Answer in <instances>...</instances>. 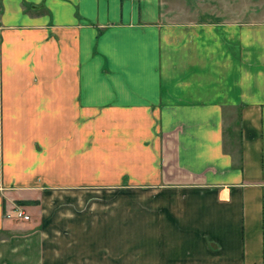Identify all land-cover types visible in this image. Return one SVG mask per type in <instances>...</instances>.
Segmentation results:
<instances>
[{"label": "crops", "instance_id": "1", "mask_svg": "<svg viewBox=\"0 0 264 264\" xmlns=\"http://www.w3.org/2000/svg\"><path fill=\"white\" fill-rule=\"evenodd\" d=\"M172 11L0 0V264H264V21Z\"/></svg>", "mask_w": 264, "mask_h": 264}, {"label": "rangeland", "instance_id": "2", "mask_svg": "<svg viewBox=\"0 0 264 264\" xmlns=\"http://www.w3.org/2000/svg\"><path fill=\"white\" fill-rule=\"evenodd\" d=\"M163 2L168 4L169 9L174 10L173 13H180L186 19L264 21V0H163Z\"/></svg>", "mask_w": 264, "mask_h": 264}, {"label": "built area", "instance_id": "3", "mask_svg": "<svg viewBox=\"0 0 264 264\" xmlns=\"http://www.w3.org/2000/svg\"><path fill=\"white\" fill-rule=\"evenodd\" d=\"M5 217L9 219L17 218L21 220H29L31 218L30 214H28L26 210L20 206H15L5 212Z\"/></svg>", "mask_w": 264, "mask_h": 264}]
</instances>
